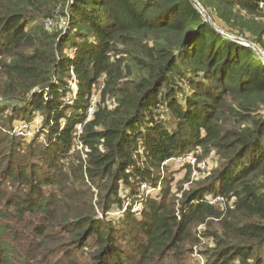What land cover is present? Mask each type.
<instances>
[{
	"label": "trees",
	"instance_id": "trees-1",
	"mask_svg": "<svg viewBox=\"0 0 264 264\" xmlns=\"http://www.w3.org/2000/svg\"><path fill=\"white\" fill-rule=\"evenodd\" d=\"M197 2L264 19V0ZM39 112L41 140L0 129V264H182L214 221L207 264H264V60L193 0H0V123ZM212 149L197 184L161 176Z\"/></svg>",
	"mask_w": 264,
	"mask_h": 264
},
{
	"label": "rangeland",
	"instance_id": "rangeland-1",
	"mask_svg": "<svg viewBox=\"0 0 264 264\" xmlns=\"http://www.w3.org/2000/svg\"><path fill=\"white\" fill-rule=\"evenodd\" d=\"M241 13L242 14L239 15L237 18L238 20L233 21L235 28H232L228 26L226 23H223V21L217 16L210 17V15L208 13L207 14L211 22L215 24L216 27L219 28L218 30H220V33L222 35L228 38H230L229 37L230 35H233L236 37H240L249 43H253L257 47V49L261 52V54L264 55V52L261 51L260 47L253 42L254 37L253 34L251 33V26L252 28L258 27L262 22H264V19L260 17L252 18L250 15L246 14L245 12H241ZM54 20H58V18ZM60 21L62 20L60 19ZM62 22H64L63 25L66 24L65 21ZM69 84H71L72 89L75 90L74 84L72 83ZM98 98L99 96L96 93L93 99L97 102ZM112 105L113 104H111V106ZM43 118H44L43 115L39 112L35 116H32L31 119L19 118L15 120L14 124L12 125L13 127L12 126L9 128L2 127V124L0 123V129L3 130V133L6 136L13 135V137L15 136L17 138H25L26 140H31L33 138H38L39 140H41L42 137L40 136V133L43 128L42 125L44 123ZM3 128H5V130ZM7 129L10 130L8 131ZM201 152H202L201 156H199L198 158L196 157L197 161L195 162L194 165V167H196L195 169L197 170V173L194 174V176L193 173H191L189 181H187L189 168L184 167L186 165L175 166V164H172V166H170V172H169L171 176H168L167 174H165V172L160 173L162 174L161 176L170 178V180H172L173 186L177 188L183 187L184 189L187 188L188 186H191L192 184H197L199 181L205 179L215 169H217L222 162L221 157L213 149L210 150L208 154H204L203 151ZM203 154L204 157H202ZM160 190H161L160 183L157 185H150V188L148 189L146 195H152L153 197H157L158 194L160 193ZM219 202H223V201H219ZM139 207H141L140 202L134 203L133 205L134 210H136ZM118 214H119L118 209L116 206H114L113 209L110 212H108L107 216L116 217L118 216ZM98 216L99 218H101L104 216V214L102 212H99ZM216 223L217 221H214L211 225L202 224L197 228V230L195 231V238L198 239V243L193 247L192 251H189L184 254L185 258L182 264H207V260L209 258L208 256H210V249L214 248L215 246L214 232L216 231L220 232Z\"/></svg>",
	"mask_w": 264,
	"mask_h": 264
},
{
	"label": "built area",
	"instance_id": "built-area-1",
	"mask_svg": "<svg viewBox=\"0 0 264 264\" xmlns=\"http://www.w3.org/2000/svg\"><path fill=\"white\" fill-rule=\"evenodd\" d=\"M61 20L62 21H65L64 19H61ZM52 23H53L52 20H47L45 22V26L47 28H51L52 27ZM62 23H64V22H62ZM72 84H74V86H75V90H73V92H76V90H77V84L75 82H72ZM93 103H96V101L93 100ZM94 106H95V104L89 108V110H88L89 115H92L93 114V112H94ZM77 128L80 131L81 128H82V126L81 125H78ZM80 147H82V146H80ZM196 161H197V158L194 156V154H192V153H186V154H183V155H180V156H174L172 158H169L165 163H169L171 165L172 164H175V166L183 165L185 163H191L193 165V167H194ZM196 173H197V170L194 169L193 176ZM219 200H223V199L221 197H219ZM215 201H217V200H215Z\"/></svg>",
	"mask_w": 264,
	"mask_h": 264
},
{
	"label": "water",
	"instance_id": "water-1",
	"mask_svg": "<svg viewBox=\"0 0 264 264\" xmlns=\"http://www.w3.org/2000/svg\"><path fill=\"white\" fill-rule=\"evenodd\" d=\"M194 4L199 8V10L202 12V14L205 16V18L207 19V21L213 25V27L218 31L220 32V30H218L219 28L216 27L215 24H213L207 14V12L205 11V9L197 2V0H193ZM231 39H233L234 41H237L239 43H242V44H245L247 46H251L258 54L259 56L264 60V55L261 54V52L257 49V47L253 44V43H249L247 42L246 40L240 38V37H236V36H233V35H230L229 36Z\"/></svg>",
	"mask_w": 264,
	"mask_h": 264
}]
</instances>
